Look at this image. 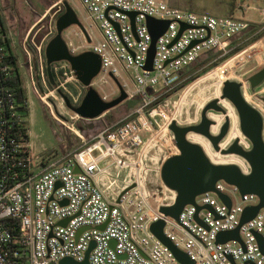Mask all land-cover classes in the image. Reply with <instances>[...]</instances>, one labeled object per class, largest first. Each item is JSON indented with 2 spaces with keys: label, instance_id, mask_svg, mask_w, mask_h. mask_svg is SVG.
Here are the masks:
<instances>
[{
  "label": "built area",
  "instance_id": "obj_1",
  "mask_svg": "<svg viewBox=\"0 0 264 264\" xmlns=\"http://www.w3.org/2000/svg\"><path fill=\"white\" fill-rule=\"evenodd\" d=\"M77 1L85 16L72 9L84 32L73 24L76 28L64 36L63 30L61 37L70 55H98L99 71L88 86L77 79L67 60L51 64L53 85L46 75L45 47L69 0L49 5L19 43L27 86L51 119L81 140L78 148L52 159L36 152L29 138L22 65L12 51L14 35L0 0V264H58L62 258L80 264L92 242L88 264H181L151 233L149 226L157 220L164 222L163 235L194 264H264V207L239 226V240L216 241L219 232L239 225L246 207L258 204L254 193L241 194L235 185L218 180L214 190L185 205L177 219L159 212L176 196L161 181V165L179 153L167 130L170 121L159 129L165 107L190 86L185 83L194 72L187 69L203 56L215 55L207 65L234 57L242 61L253 46L239 49L250 24L232 16L216 18L179 9L169 0ZM258 14L264 29V7ZM147 18L168 22L155 41L150 69L145 68L152 41ZM45 19V25H38ZM110 81L118 89L110 86L107 94L103 86ZM87 88L104 102L123 90L125 100L135 103L123 119L85 140L73 123L92 121L109 111L88 119L72 110ZM241 159L243 165L236 166L248 175L250 166ZM218 192L229 199V206Z\"/></svg>",
  "mask_w": 264,
  "mask_h": 264
},
{
  "label": "water",
  "instance_id": "obj_2",
  "mask_svg": "<svg viewBox=\"0 0 264 264\" xmlns=\"http://www.w3.org/2000/svg\"><path fill=\"white\" fill-rule=\"evenodd\" d=\"M152 41L147 54L145 68L150 69L151 60L154 54V44L156 39L165 31L168 22L147 18L146 20ZM76 24L82 31L83 27L78 21L72 7L65 2L64 12L57 18L56 34L45 47L46 75L50 85L54 84L50 66L53 62L67 60L77 79L88 86L90 80L98 73L100 59L97 54L85 51L78 55H70L61 37L63 30ZM184 27L182 26L180 31ZM264 81V68L251 75L248 82L251 88L259 86ZM241 84L232 80H225L222 84L219 98L208 101L201 109L198 123L187 126H179L175 121H171L168 129L173 135V141L178 149V154L168 157L161 165L160 178L162 183L170 190L175 191L174 202L170 206H161L159 212L165 216L178 218L182 208L187 204H193L194 198L207 191L214 190V185L218 180H223L228 184L235 185L241 194L254 193L258 197V204L246 207L240 217L239 225L231 231L219 232L216 241L225 242L227 240H239V226L254 217L256 212L264 207V141L263 117L257 109L249 105L242 96ZM126 98L123 90L114 99L104 102L97 92L92 88H87L86 93L78 107L72 110L83 118L93 119L108 111ZM221 100H227L235 108L238 115L240 133L246 137L250 143V149L245 150L239 140L235 138L225 149L219 148V143L229 131V118L225 116V109L219 104ZM66 105L70 107L68 101ZM213 111L224 115L217 133H211L213 121L207 117V113ZM194 133L206 138L216 152L221 154H234L243 158L250 166V173L244 175L235 164H214L212 163L202 147L187 140V134ZM131 187V186H130ZM128 187V188H130ZM127 188V189H128ZM125 189L124 191H126ZM123 191V192H124ZM122 192V193H123ZM221 200L229 206V199L218 192ZM201 207H197V211ZM197 219V217H196ZM163 220H157L150 224L151 233L166 246L178 262L181 264H194L193 261L173 243L163 235ZM259 243L261 238L258 236ZM90 243L80 264H88V255L93 247ZM58 264H76L70 258H62Z\"/></svg>",
  "mask_w": 264,
  "mask_h": 264
},
{
  "label": "rangeland",
  "instance_id": "obj_3",
  "mask_svg": "<svg viewBox=\"0 0 264 264\" xmlns=\"http://www.w3.org/2000/svg\"><path fill=\"white\" fill-rule=\"evenodd\" d=\"M55 1L56 0H1L2 13L6 16L7 23L14 35L12 38V51L22 65L19 68V74L29 101V114L27 116V127L30 131L29 138L36 152L45 156H51L52 159H56L78 148L81 144V140L74 133L67 130L64 131L63 128L52 120L48 111L27 86L29 79L24 66L23 57L20 53L19 43L26 29L34 23L41 14H43L49 5ZM263 3L264 0H169V4L173 7L187 9L198 14H208L216 18L227 17L232 6L235 7L236 11L238 6L241 7L242 5H248L252 10L244 12L243 15L234 13V15L230 14V16L241 20H250L252 22L260 21L258 8L262 7L261 5ZM69 5L75 10L79 17L82 18L85 16L84 10L77 0H69ZM46 23L47 20L45 19L38 25L41 26ZM75 28L74 25L68 27L63 31L62 35L64 36L67 31ZM94 36H98L96 31H94ZM72 41L77 44L79 40L76 37H73ZM246 48L248 47H245L244 49ZM258 50L261 51L260 46L259 48H257V46L249 48L244 53L242 61H235V58L237 57L231 58L230 60L228 59V61L227 59L220 61V64H218L217 67H214V69L212 68L210 71L188 83L187 86L190 85L188 88L173 95L169 100V104L165 107V117L159 122V129H164L165 120H169L170 122L175 121L179 126L198 123L202 107L208 101L220 97L222 88L220 80H232L239 82L242 85L241 93L243 98L262 115V138L264 141V81L253 89L248 82L251 75L264 68V63L261 64V61H264V57L258 56ZM211 54L203 56L197 63L188 67L187 71L189 73L194 72L195 74L198 70L206 67L207 62L215 56ZM110 86H112L113 89H118V84L115 81H110V85L107 84L103 86V91L109 94L111 91ZM98 92L100 91L98 90ZM112 97L113 96H111V98ZM221 102L224 104L222 107L226 111L225 116L229 118L230 127L226 136L219 143V148L225 149L229 143L237 138L239 144L244 149H249L251 147L250 141L241 133L239 136L235 134V128L238 127L239 130L238 115L235 108L227 100H222ZM134 103V100H124L95 120H78L74 122L72 128L75 131L78 130L85 140L90 139V137H93L107 125H111L123 119ZM211 114L217 116L208 117L209 119H212L213 125L211 128L213 132L216 133L218 127L223 122L224 115L216 112ZM215 123L216 125H214ZM191 137L195 138L194 143L202 146L205 154L212 163H232L239 167L243 165V160L234 154H221L220 152H216L206 138L194 133H188L187 139L193 142V140L189 139Z\"/></svg>",
  "mask_w": 264,
  "mask_h": 264
},
{
  "label": "crops",
  "instance_id": "obj_4",
  "mask_svg": "<svg viewBox=\"0 0 264 264\" xmlns=\"http://www.w3.org/2000/svg\"><path fill=\"white\" fill-rule=\"evenodd\" d=\"M242 6H245V5H242ZM246 6H248V5H246ZM261 6L264 7V3ZM249 10H252V8L250 9L249 6H248V8H245L243 10L238 6V9L235 11V7L232 6L231 10L228 12V16H230V14L234 15V13L243 15L244 12L249 11ZM255 10H256V8H255ZM244 21H246L250 24V28L247 31H245L244 33H242V35H241V38L245 41L242 45V48L250 47L249 45H251V44H253V46L251 45L252 47L257 46V48H259V46H260L262 53H261V51H259L260 50L259 49L258 50V56L264 57V29H261V25L259 24V22H252L250 20H244ZM262 63H264V61H261V64ZM211 132H212V130H211ZM235 134L238 136L240 135V131L238 130V127L235 128Z\"/></svg>",
  "mask_w": 264,
  "mask_h": 264
},
{
  "label": "trees",
  "instance_id": "obj_5",
  "mask_svg": "<svg viewBox=\"0 0 264 264\" xmlns=\"http://www.w3.org/2000/svg\"><path fill=\"white\" fill-rule=\"evenodd\" d=\"M0 20H1V19H0ZM241 48H242V46L239 47V49H241ZM218 63H219V62H214V63H212V64L207 65V66L204 67L203 69L198 70V72L195 73V74H193V76H192V77L187 81V83H185V84L190 83V82H191L192 80H194L195 78H197V77L203 75L204 73L210 71L212 68L216 67Z\"/></svg>",
  "mask_w": 264,
  "mask_h": 264
},
{
  "label": "bare ground",
  "instance_id": "obj_6",
  "mask_svg": "<svg viewBox=\"0 0 264 264\" xmlns=\"http://www.w3.org/2000/svg\"><path fill=\"white\" fill-rule=\"evenodd\" d=\"M222 101V100H221ZM219 102V104L221 105V106H223L224 104L222 103V102ZM211 113H214L213 111H209L208 113H207V117H217L215 114H211ZM211 114V115H210ZM219 117H221V116H219ZM212 120V119H211ZM214 125H216V123L214 124ZM211 130H212V128H211ZM211 133H213L214 134V132H213V130H212V132ZM187 136H188V134H187ZM186 136V137H187ZM189 139H191V140H193V143H194V139L195 138H193V137H191V138H189ZM188 140V139H187ZM190 142H192V141H190ZM197 144V143H196ZM199 145V144H198ZM201 146V145H200ZM202 147V146H201ZM203 149V148H202ZM176 151H177V149H176ZM204 151V150H203Z\"/></svg>",
  "mask_w": 264,
  "mask_h": 264
}]
</instances>
